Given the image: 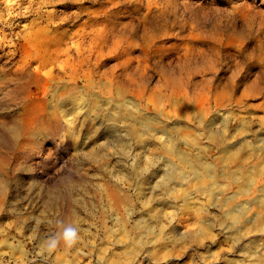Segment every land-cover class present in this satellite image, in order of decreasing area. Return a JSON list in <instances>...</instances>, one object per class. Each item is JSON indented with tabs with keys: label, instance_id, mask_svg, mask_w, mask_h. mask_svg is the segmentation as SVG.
Wrapping results in <instances>:
<instances>
[{
	"label": "rangeland",
	"instance_id": "374dc122",
	"mask_svg": "<svg viewBox=\"0 0 264 264\" xmlns=\"http://www.w3.org/2000/svg\"><path fill=\"white\" fill-rule=\"evenodd\" d=\"M0 30L10 43L63 36L87 74L114 65L118 101L154 119L142 136L118 122L108 170L80 162L60 123L3 145L24 103L0 66V264H264V0H0ZM55 63L46 70L78 61ZM95 128L87 149L109 151L107 126Z\"/></svg>",
	"mask_w": 264,
	"mask_h": 264
},
{
	"label": "bare ground",
	"instance_id": "6f19581e",
	"mask_svg": "<svg viewBox=\"0 0 264 264\" xmlns=\"http://www.w3.org/2000/svg\"><path fill=\"white\" fill-rule=\"evenodd\" d=\"M112 30L109 29L110 32ZM41 33L42 38L39 37L41 35L38 33H33L15 40L12 38V43L5 42V39V41L0 40V62L7 59L0 66H4L7 77L19 80L20 83L18 92L15 91L17 94H10L9 99L15 101L16 104L19 100L24 103L22 112H18L16 115L13 113V121L9 127V132H4L8 135L2 137V144L12 146L30 144L37 136H42L46 131L52 129L53 123H56V125L60 123L65 127V134L74 140L80 162L83 163L89 158L98 165V168L108 170L112 166L116 152L115 136L118 122L124 121L131 133L142 136L148 121L153 123L154 119L139 117L135 114V108L132 110L127 106V102L118 101V84L114 65L111 66L108 75L100 72L98 74H87L83 69L85 57H83L82 51L76 50L74 53L69 49H64L62 47L63 36L59 38V36L52 35L50 32L44 34V31H42ZM110 51L112 58H115V40H112ZM66 53L73 55L74 59L78 61L76 66L73 68H66L65 65L61 66L56 74H53L51 68L46 70L50 64L61 61L62 54ZM103 65V62L98 63V67ZM79 80L82 82L81 84ZM56 84L57 90H54ZM53 90L55 91L54 99L56 98L59 102L54 103L53 101L54 104L49 105ZM56 105L59 106V109ZM89 122L92 123L93 129L96 125L95 134L98 136H104L105 125L107 126L109 143L111 144L109 151L104 150L105 143L98 140L95 141L92 147L87 149L91 139L84 135L83 131L86 130ZM151 130V135L156 136V127H151ZM191 139L197 140V136L193 135ZM5 147L7 148V146ZM176 147L171 137V145L167 148L169 150L174 148L178 152V147ZM233 155H238V152ZM232 158L233 156H230V159ZM183 159L186 163L191 161L187 156H183ZM6 160L4 155L0 153V170L5 167ZM207 168L211 169V166ZM110 172L114 176V170H110ZM178 174L180 175V173ZM233 174L235 177L238 176V173ZM174 175L173 177H175ZM104 191L112 199L117 197L118 192L112 185L104 186ZM115 203L118 204L116 200ZM231 215L234 219L240 217L239 212H232ZM120 258H117V260Z\"/></svg>",
	"mask_w": 264,
	"mask_h": 264
},
{
	"label": "clouds",
	"instance_id": "9594fccd",
	"mask_svg": "<svg viewBox=\"0 0 264 264\" xmlns=\"http://www.w3.org/2000/svg\"><path fill=\"white\" fill-rule=\"evenodd\" d=\"M63 239L64 242L68 245L71 246L77 239V233L76 230L73 228H67L65 229L63 233ZM56 241H53L50 247H55Z\"/></svg>",
	"mask_w": 264,
	"mask_h": 264
},
{
	"label": "built area",
	"instance_id": "2783aa9c",
	"mask_svg": "<svg viewBox=\"0 0 264 264\" xmlns=\"http://www.w3.org/2000/svg\"><path fill=\"white\" fill-rule=\"evenodd\" d=\"M10 261H6V264H9Z\"/></svg>",
	"mask_w": 264,
	"mask_h": 264
}]
</instances>
